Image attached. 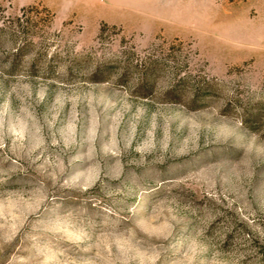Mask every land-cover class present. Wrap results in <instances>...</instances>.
Here are the masks:
<instances>
[{
  "label": "rangeland",
  "instance_id": "374dc122",
  "mask_svg": "<svg viewBox=\"0 0 264 264\" xmlns=\"http://www.w3.org/2000/svg\"><path fill=\"white\" fill-rule=\"evenodd\" d=\"M0 264H264V0H0Z\"/></svg>",
  "mask_w": 264,
  "mask_h": 264
}]
</instances>
